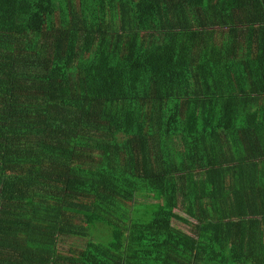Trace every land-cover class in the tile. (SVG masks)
Masks as SVG:
<instances>
[{
    "label": "trees",
    "instance_id": "16d2710c",
    "mask_svg": "<svg viewBox=\"0 0 264 264\" xmlns=\"http://www.w3.org/2000/svg\"><path fill=\"white\" fill-rule=\"evenodd\" d=\"M0 264H264V0H0Z\"/></svg>",
    "mask_w": 264,
    "mask_h": 264
},
{
    "label": "rangeland",
    "instance_id": "374dc122",
    "mask_svg": "<svg viewBox=\"0 0 264 264\" xmlns=\"http://www.w3.org/2000/svg\"><path fill=\"white\" fill-rule=\"evenodd\" d=\"M172 223H174V222L172 221ZM175 225H177V224H175ZM177 226H179L180 228H182L184 230V232H186L185 229H184V226L182 224L178 223ZM69 246H72L71 245V239L70 238H66V239H64L63 243L59 247H60L61 250L65 251ZM64 254H67V253H64Z\"/></svg>",
    "mask_w": 264,
    "mask_h": 264
}]
</instances>
